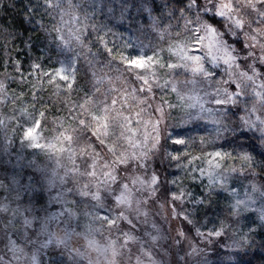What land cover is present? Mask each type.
<instances>
[{
	"label": "clouds",
	"instance_id": "obj_1",
	"mask_svg": "<svg viewBox=\"0 0 264 264\" xmlns=\"http://www.w3.org/2000/svg\"><path fill=\"white\" fill-rule=\"evenodd\" d=\"M14 28L0 186L55 223L0 225V264H264V0H30ZM45 52L59 113L24 99Z\"/></svg>",
	"mask_w": 264,
	"mask_h": 264
},
{
	"label": "rangeland",
	"instance_id": "obj_2",
	"mask_svg": "<svg viewBox=\"0 0 264 264\" xmlns=\"http://www.w3.org/2000/svg\"><path fill=\"white\" fill-rule=\"evenodd\" d=\"M58 76H56L57 78ZM62 80V79H60ZM39 121V119H37ZM36 125L39 126V123ZM32 128V127H31ZM34 131L35 140H31L32 144L37 143V140H39L38 135L36 134V127ZM28 129V128H27ZM26 138V137H25ZM41 145H43V141L40 142ZM45 147L49 148L50 150L56 151L57 153L62 148V145L60 144H51V145H44ZM34 158L32 160L27 161V163L33 164V167L37 170H40L43 165L36 163ZM26 163V162H25ZM21 161L19 162V157L16 159V161L13 163V166H20ZM37 164V166H36ZM4 177L5 174L0 173ZM0 176V179H3V177ZM15 179H18V177L13 178L9 177V180L5 181V184H8V188H4L0 186V225L7 224L9 221H11L13 224H16L18 226H23L24 221L28 220L31 221L34 227H39L40 225H47L49 228H51L55 221L50 219V213H51V204L53 201L49 198L48 201L44 205H38L36 204L30 197V193L36 189V185L29 184L26 185L24 189H19L20 191L24 192V196L21 200L15 199L17 194V188H13L12 181L14 183ZM19 205L20 212L13 213V209L16 208ZM7 208V210H4Z\"/></svg>",
	"mask_w": 264,
	"mask_h": 264
},
{
	"label": "trees",
	"instance_id": "obj_3",
	"mask_svg": "<svg viewBox=\"0 0 264 264\" xmlns=\"http://www.w3.org/2000/svg\"><path fill=\"white\" fill-rule=\"evenodd\" d=\"M29 6H30V0H0V39H3L7 35V33L5 32V29H8L9 32L15 31L14 26L17 24L18 19L23 17L24 14L28 11ZM44 51L45 50L42 48L39 49L40 53H44ZM0 52H2V49H0ZM38 60L42 61L41 66H42L43 71L29 74L28 80L33 81V78H35V81H38L39 85H42L43 87H39L38 90H36V100L35 101L30 100V97L32 96V91H33V89L31 88H29L28 95H26L24 99L25 101H28L29 103H35V107L39 110L50 109L49 114L59 113L60 108L62 107V103L53 102L52 97H51L53 90L51 87H49L50 81L44 75V73H46L49 68L53 67V63H49V61L46 59V52L44 55H41L40 57H38ZM0 70H3L2 55H0ZM24 71L26 73L31 72V70L27 67H25ZM51 80L52 81L56 80V76L53 75L51 77ZM26 87H28V85L21 86L19 90L23 92ZM76 98L77 97L74 95L73 99H76ZM21 160H22V157H19V162ZM38 165L40 164L38 163Z\"/></svg>",
	"mask_w": 264,
	"mask_h": 264
},
{
	"label": "snow or ice",
	"instance_id": "obj_4",
	"mask_svg": "<svg viewBox=\"0 0 264 264\" xmlns=\"http://www.w3.org/2000/svg\"><path fill=\"white\" fill-rule=\"evenodd\" d=\"M125 63L134 65L137 68H142V67L145 66V60H144L143 57H135V58H132L130 60H125ZM55 76H58L62 80H67L68 79V77L63 75L61 70H59V69L56 70ZM38 123H39V121H37V124ZM34 131H35L34 127L28 128L24 132V137L29 138V139L34 141L35 140ZM33 146L40 147L41 145L34 143Z\"/></svg>",
	"mask_w": 264,
	"mask_h": 264
}]
</instances>
